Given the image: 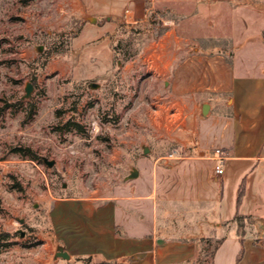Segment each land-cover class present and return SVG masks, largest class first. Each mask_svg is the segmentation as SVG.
<instances>
[{"label": "crops", "instance_id": "0c3cea01", "mask_svg": "<svg viewBox=\"0 0 264 264\" xmlns=\"http://www.w3.org/2000/svg\"><path fill=\"white\" fill-rule=\"evenodd\" d=\"M66 1L113 16L100 34L118 16H163L144 61L169 99L148 118L165 151L142 158L136 178L106 196L52 198L54 246L70 264H264V0ZM236 214L249 217L242 242Z\"/></svg>", "mask_w": 264, "mask_h": 264}, {"label": "rangeland", "instance_id": "374dc122", "mask_svg": "<svg viewBox=\"0 0 264 264\" xmlns=\"http://www.w3.org/2000/svg\"><path fill=\"white\" fill-rule=\"evenodd\" d=\"M112 17L80 16L66 0H0V233L10 234L6 246L0 237V264H70L50 239L52 198L110 195L130 181L131 166L165 151L148 118L169 99L168 86L144 61L163 16H118L95 32ZM125 38L133 54L116 59L111 43ZM65 40L69 50L43 61ZM67 120L80 127L64 130Z\"/></svg>", "mask_w": 264, "mask_h": 264}, {"label": "trees", "instance_id": "16d2710c", "mask_svg": "<svg viewBox=\"0 0 264 264\" xmlns=\"http://www.w3.org/2000/svg\"><path fill=\"white\" fill-rule=\"evenodd\" d=\"M133 28H135V26H131ZM161 34V33H160ZM128 37V35H127ZM125 42V45L127 46V49L130 48V41L125 38L124 40L122 39H116L111 43V51L113 53L114 58H118L121 56L122 60H127L132 54L130 52H126L125 49H122V43ZM70 47V43L69 41L65 40L64 42H62L61 47L57 46L56 44L52 46V48L49 50L47 49L46 52H44L43 56V61H45L49 55L51 54H60V53H64L67 50H69ZM64 130H71V129H78L80 126L77 122H73L72 120H67L63 125H62ZM242 190L239 189L238 192V199L240 198ZM234 219L237 222V231L238 234L240 235V241L242 242V236L245 233V225L246 222H249V217L248 216H244V215H240V214H236ZM0 237L1 240L3 241V244L6 246L7 245V239L10 237V234L8 232L5 233H0ZM220 240L215 241V244L213 245V248L211 250V252H209V254H205L204 255V260L211 258L214 249H216L217 245L219 244ZM242 254V250L239 251V254L237 256V259H239V257ZM98 264H115V262H108V261H102Z\"/></svg>", "mask_w": 264, "mask_h": 264}, {"label": "water", "instance_id": "95a60500", "mask_svg": "<svg viewBox=\"0 0 264 264\" xmlns=\"http://www.w3.org/2000/svg\"><path fill=\"white\" fill-rule=\"evenodd\" d=\"M24 91H25L24 97L25 98L30 97V94H31V91H32V86H31L30 82L26 83V85L24 87ZM207 108H208L207 104H204L202 106V113L203 114L206 113ZM147 151H148V148L146 146H143V151L142 152L145 154ZM50 164H51V162L48 163V165H50ZM138 174H139L138 169L135 166H131L129 171H128V174L123 178V182L136 178L138 176ZM55 255L58 256V257L64 258V259H68L69 258V255L67 254V252H65L63 250V248L61 246L57 247Z\"/></svg>", "mask_w": 264, "mask_h": 264}, {"label": "built area", "instance_id": "2783aa9c", "mask_svg": "<svg viewBox=\"0 0 264 264\" xmlns=\"http://www.w3.org/2000/svg\"><path fill=\"white\" fill-rule=\"evenodd\" d=\"M216 151L218 152L219 150H216ZM216 159H217V162L215 166V175H219L222 173V167H221V162H220L221 157L219 156Z\"/></svg>", "mask_w": 264, "mask_h": 264}, {"label": "bare ground", "instance_id": "6f19581e", "mask_svg": "<svg viewBox=\"0 0 264 264\" xmlns=\"http://www.w3.org/2000/svg\"><path fill=\"white\" fill-rule=\"evenodd\" d=\"M127 12H128V10H127ZM128 13H129V12H128ZM125 15H126V14H125ZM132 18H133V17H132L131 15H127V16H126V19H127L128 21H132Z\"/></svg>", "mask_w": 264, "mask_h": 264}]
</instances>
